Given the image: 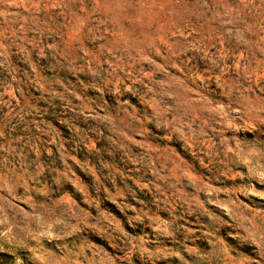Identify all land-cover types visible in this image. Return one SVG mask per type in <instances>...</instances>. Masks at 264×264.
<instances>
[{"label":"rangeland","instance_id":"374dc122","mask_svg":"<svg viewBox=\"0 0 264 264\" xmlns=\"http://www.w3.org/2000/svg\"><path fill=\"white\" fill-rule=\"evenodd\" d=\"M0 264H264V0H0Z\"/></svg>","mask_w":264,"mask_h":264}]
</instances>
